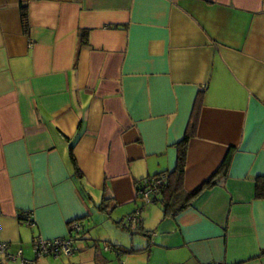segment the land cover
I'll return each mask as SVG.
<instances>
[{
  "label": "crops",
  "instance_id": "1",
  "mask_svg": "<svg viewBox=\"0 0 264 264\" xmlns=\"http://www.w3.org/2000/svg\"><path fill=\"white\" fill-rule=\"evenodd\" d=\"M193 116L185 190L229 170L166 218L138 184L175 171ZM260 177L264 0H0L4 264H264ZM74 224V255L36 261Z\"/></svg>",
  "mask_w": 264,
  "mask_h": 264
},
{
  "label": "trees",
  "instance_id": "2",
  "mask_svg": "<svg viewBox=\"0 0 264 264\" xmlns=\"http://www.w3.org/2000/svg\"><path fill=\"white\" fill-rule=\"evenodd\" d=\"M26 8L27 7H24V6L21 7L22 19H23L24 31L27 35H29L31 32V27H30ZM81 38H82L83 43H87L88 32H82ZM196 124L197 122L195 120V117L193 116V122L191 123V126L189 128V132H187L184 139L177 145L178 159H177V166H176L175 171L170 174L165 173V174H161V175H157V176L149 178V181L152 182V180H155V179L161 180L162 177L163 178L166 177V180L162 182V184L158 187V190L155 192L154 203H153L155 205L158 204L162 208L166 218H175L185 209L190 207L193 201L197 198V196H199L201 193L215 186L217 182L216 179L222 174H227L229 170L230 156L227 157V159L225 160L221 168L217 171V173L210 180H208L203 186H201L200 188H198L196 191L192 193H188L185 190L184 179H185V173H186V167H187V146H188L190 138L194 135ZM79 178H82V175L80 173H79ZM159 194H161L160 200H158ZM256 197L259 200H264V177H260L257 181ZM138 218L139 217H137V219L135 218V222L130 220L129 222L130 225H126L124 223L122 224L121 222L119 224L123 225L125 229H127L133 235L141 234L143 233V231H142V228H139V227L136 229L137 230L136 233L131 231L133 227L132 224L137 223ZM79 235H80V232L77 234H72L71 236L77 237ZM114 249L121 250V248L116 247V246L114 247ZM124 252L130 253V254H136V253H140L141 251L134 250V249H131V250L127 249Z\"/></svg>",
  "mask_w": 264,
  "mask_h": 264
},
{
  "label": "built area",
  "instance_id": "3",
  "mask_svg": "<svg viewBox=\"0 0 264 264\" xmlns=\"http://www.w3.org/2000/svg\"><path fill=\"white\" fill-rule=\"evenodd\" d=\"M166 180V177H162L161 180H152L149 179L142 181L139 184V198L144 202L145 205H151L154 203V195L158 190V187L162 184L163 181ZM141 211H137L135 216L131 218L133 222H135V218L139 217ZM1 215V209H0ZM82 231V226L74 224L72 227L73 234H77ZM70 237L64 239H54L50 241L39 240L34 246V255L37 259H41L44 257H59V256H68L69 254L73 255L75 252V243L71 241ZM107 246V245H106ZM9 245L6 243L0 242V264H4L3 257L9 262H16L23 259L24 252L20 250L18 253H11L9 251ZM24 264H31L30 261L23 262ZM214 264V263H212Z\"/></svg>",
  "mask_w": 264,
  "mask_h": 264
},
{
  "label": "rangeland",
  "instance_id": "4",
  "mask_svg": "<svg viewBox=\"0 0 264 264\" xmlns=\"http://www.w3.org/2000/svg\"><path fill=\"white\" fill-rule=\"evenodd\" d=\"M151 205H153V204H151ZM30 217H31L30 214H28V215L26 214V217H25V218H30ZM99 217H102V220H100L99 223L103 225V228L106 227V225H108V224H107V222H106L104 216L99 215ZM87 227H88V225H87ZM88 229H89V228H88ZM77 238H78V237H77ZM77 238H72V239H71V241H72L73 243H75V245H76V243H77ZM58 239H64V238H58ZM75 248H76V247H75ZM75 251H76V250H75ZM74 254H75V252H74ZM74 254H73V255H74ZM71 256H72V255L69 254L68 256H65V257H69V258H70ZM55 258L59 259L60 256H59V257H55ZM51 259H52V258H51ZM51 259L46 258L47 261H54V259H53V260H51ZM144 260H145V259H144ZM142 264H145V262H144V263L142 262Z\"/></svg>",
  "mask_w": 264,
  "mask_h": 264
},
{
  "label": "water",
  "instance_id": "5",
  "mask_svg": "<svg viewBox=\"0 0 264 264\" xmlns=\"http://www.w3.org/2000/svg\"><path fill=\"white\" fill-rule=\"evenodd\" d=\"M34 253V252H33ZM62 257H65V256H60V258H62ZM46 258H53V259H57V258H55V257H44V259H46ZM39 259H37L36 258V261H38ZM20 261V260H19ZM16 262H18V261H16ZM16 262H14V263H16Z\"/></svg>",
  "mask_w": 264,
  "mask_h": 264
}]
</instances>
